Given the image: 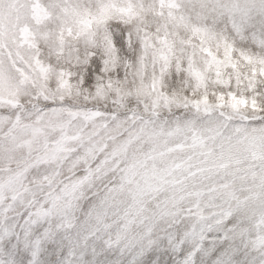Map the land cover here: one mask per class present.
<instances>
[{
    "label": "snow or ice",
    "instance_id": "1",
    "mask_svg": "<svg viewBox=\"0 0 264 264\" xmlns=\"http://www.w3.org/2000/svg\"><path fill=\"white\" fill-rule=\"evenodd\" d=\"M0 264H264V0H0Z\"/></svg>",
    "mask_w": 264,
    "mask_h": 264
}]
</instances>
